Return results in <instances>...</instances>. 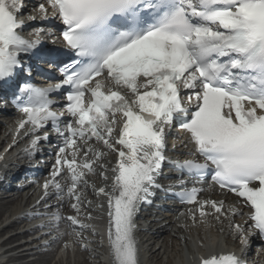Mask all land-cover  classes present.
<instances>
[{
	"label": "snow or ice",
	"instance_id": "obj_1",
	"mask_svg": "<svg viewBox=\"0 0 264 264\" xmlns=\"http://www.w3.org/2000/svg\"><path fill=\"white\" fill-rule=\"evenodd\" d=\"M25 7L26 0H0V87L33 71L25 57L56 65L62 74L48 86L17 84L11 99L24 114L18 128L30 126L29 155L49 140L50 131L61 142L51 178L43 184L46 195L51 187L57 199H73L71 207L79 213L77 189L87 186L86 172L95 173L96 160L104 156L95 152L89 160V142L117 155L111 189H98L107 199L114 264H139L135 216L152 189H162L156 175L173 123L203 157L174 166L202 181L210 174L220 189L242 198L251 209L249 227L264 238V0H42L33 9L39 15L28 19L49 27L42 23L34 39L22 34ZM53 27L60 30L63 51L44 47L40 39L55 35ZM54 94L66 103L57 108ZM65 171L66 188L57 179ZM201 191L192 188L179 196L197 205L201 219L209 208L219 219L223 202L199 201ZM54 219L56 226L66 219L86 228L74 216ZM232 227L247 245L246 229ZM200 264L242 261L226 254Z\"/></svg>",
	"mask_w": 264,
	"mask_h": 264
},
{
	"label": "bare ground",
	"instance_id": "obj_2",
	"mask_svg": "<svg viewBox=\"0 0 264 264\" xmlns=\"http://www.w3.org/2000/svg\"><path fill=\"white\" fill-rule=\"evenodd\" d=\"M0 210H1V208H0ZM1 212L2 211H0V214H1ZM17 212V211H16ZM15 213V212H14ZM97 221H99L98 219H97ZM101 223H103L104 222V220H102L101 219V221H100ZM159 223H155L154 224V226H156V225H158ZM172 226H176L175 224H171ZM153 226V227H154ZM161 228H157L156 229V234L155 235H152V239L154 240V243L155 244H153V246L151 247L152 248V250H153V252H152V256H154L155 258H158V264H162V262L164 261V257L167 255V253H166V251L168 250V247H169V245H161L159 248H156V245H158L160 242H161V239L164 237V236H166V234H168L169 233V229H164V230H162ZM3 233H4V229H1L0 230V237H2L3 236ZM159 234V235H158ZM165 234V235H164ZM164 247V252L162 253L161 251H162V248ZM0 250L1 251H3V254L2 255H0V258H3V257H5V254H6V250H5V243H0ZM65 257H66V259L67 258H69L70 257V254H69V250L67 251V252H65ZM79 255H81L82 256V254L79 252V251H77L75 254H74V259L76 260V262H77V264H79L78 263V257H79ZM80 256V258L82 259V261H85L84 259H83V256L81 257ZM160 257V258H159ZM160 259V260H159ZM167 261H169V260H167ZM85 263L87 264V262L85 261Z\"/></svg>",
	"mask_w": 264,
	"mask_h": 264
},
{
	"label": "rangeland",
	"instance_id": "obj_3",
	"mask_svg": "<svg viewBox=\"0 0 264 264\" xmlns=\"http://www.w3.org/2000/svg\"><path fill=\"white\" fill-rule=\"evenodd\" d=\"M80 256L81 255H79V259H78V263L79 264H86L85 263V261H82V259L80 258ZM82 257V256H81ZM41 258H43L44 260H46L47 258H48V255H43V256H41ZM172 258H173V255H171V260H172ZM19 262V261H18ZM158 263V262H157ZM18 264V263H17ZM34 264H42L41 262H39V261H37V262H35Z\"/></svg>",
	"mask_w": 264,
	"mask_h": 264
}]
</instances>
